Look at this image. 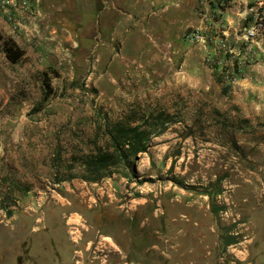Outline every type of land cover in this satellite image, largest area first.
Masks as SVG:
<instances>
[{
	"label": "rangeland",
	"instance_id": "obj_1",
	"mask_svg": "<svg viewBox=\"0 0 264 264\" xmlns=\"http://www.w3.org/2000/svg\"><path fill=\"white\" fill-rule=\"evenodd\" d=\"M255 5L213 0L205 13L198 0L199 24L165 38L158 26L134 30L124 52L111 32L92 30L67 44L66 61L24 73L27 59L5 68L1 56L13 35L34 48L35 31L14 30L0 12V68L22 73L0 102L22 98L25 110L17 124L0 118V264H264V34L243 38ZM150 113L171 123L136 178L68 179L100 114Z\"/></svg>",
	"mask_w": 264,
	"mask_h": 264
},
{
	"label": "crops",
	"instance_id": "obj_2",
	"mask_svg": "<svg viewBox=\"0 0 264 264\" xmlns=\"http://www.w3.org/2000/svg\"><path fill=\"white\" fill-rule=\"evenodd\" d=\"M31 3L34 18L28 23L26 30L35 31V47L27 45L21 34L12 36L17 46L24 51L22 58L28 60L24 70H19H23L22 73L45 69L50 63L46 61L49 60L58 63L66 61L69 55L67 44L71 45V49L78 48L83 44L79 39L88 38L92 30H95L98 37H103L106 31L111 32L121 43V51L124 52L127 51L128 37L134 30L158 26L164 30L161 36L165 38L169 30H183L199 24V19L195 16L198 0H31ZM7 26L6 29L12 33ZM23 45L26 49L22 48ZM1 57L6 68L10 62L6 54ZM0 70V77L7 83L6 87H0V92L12 91L10 78L15 81L22 73L18 72L17 76L11 77L8 75V68L3 73L2 68ZM257 70L264 79V67H257ZM259 90L262 95L264 87ZM13 100L15 101V97L11 99L6 96L0 102V118L7 122L15 120L17 124L23 122L25 110L22 98L19 102ZM18 107L22 108L16 113Z\"/></svg>",
	"mask_w": 264,
	"mask_h": 264
},
{
	"label": "trees",
	"instance_id": "obj_3",
	"mask_svg": "<svg viewBox=\"0 0 264 264\" xmlns=\"http://www.w3.org/2000/svg\"><path fill=\"white\" fill-rule=\"evenodd\" d=\"M4 52L12 64H18L24 56L15 43L6 42ZM220 83L223 78L218 77ZM50 89L48 84H45ZM230 86L223 88V94L229 92ZM100 114L98 119L100 125L97 129V139L92 148L87 152L73 154L70 162L69 180L80 179L88 183H100L113 174L115 170L124 172L126 178H136V162L140 155L149 152L152 141L163 133L170 121L164 114L154 115L150 113L139 119L127 118L112 121ZM56 166H60L62 153L57 154ZM66 178L57 180L56 183L66 181ZM234 244L229 240L228 245Z\"/></svg>",
	"mask_w": 264,
	"mask_h": 264
},
{
	"label": "built area",
	"instance_id": "obj_4",
	"mask_svg": "<svg viewBox=\"0 0 264 264\" xmlns=\"http://www.w3.org/2000/svg\"><path fill=\"white\" fill-rule=\"evenodd\" d=\"M213 0H200V9L207 13L211 12V3ZM230 0H223L228 2ZM246 3L248 0H232V2ZM255 8L250 9L253 12L251 23L244 30V39L254 40L264 34V0H254ZM31 0H0V12L5 15L7 23L14 30L26 28L27 24L34 18ZM190 40H203L199 32H194L189 37ZM223 48H226L225 44Z\"/></svg>",
	"mask_w": 264,
	"mask_h": 264
}]
</instances>
